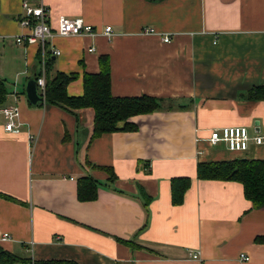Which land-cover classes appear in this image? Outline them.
I'll return each mask as SVG.
<instances>
[{
  "label": "crops",
  "instance_id": "1",
  "mask_svg": "<svg viewBox=\"0 0 264 264\" xmlns=\"http://www.w3.org/2000/svg\"><path fill=\"white\" fill-rule=\"evenodd\" d=\"M23 1L0 0V107L17 103L22 122L8 132L0 113V247L66 264H264V207L238 181L197 176L200 162L264 158V145L241 155L207 139L227 125L264 134V100L248 97L264 85V0H25L47 7L53 28L65 15L97 31L47 38L61 53L47 59L45 80L73 73L66 92L82 95L84 73L98 72L103 56L113 96L159 100L161 109L129 118L135 130L92 139V108L28 103L25 83L42 71L38 46L15 42L27 32ZM85 174L98 189L82 201ZM174 178L189 179L181 204L172 202Z\"/></svg>",
  "mask_w": 264,
  "mask_h": 264
},
{
  "label": "trees",
  "instance_id": "2",
  "mask_svg": "<svg viewBox=\"0 0 264 264\" xmlns=\"http://www.w3.org/2000/svg\"><path fill=\"white\" fill-rule=\"evenodd\" d=\"M50 59V58H49ZM48 59V60H49ZM100 68L96 73H84L82 95H68L67 84L75 77L56 71L53 76H46L44 100L48 104L62 107L70 112L82 107L93 109V125L91 139L104 133L117 130H135L129 118L136 114L149 113L161 109L159 100L148 95L132 97H115L111 94L110 69L106 57H100ZM6 88L0 80V103L4 100ZM253 100H264V85L256 86L248 91ZM41 105V104H40ZM90 165V164H89ZM113 180L115 174L110 167H104ZM197 176L201 179L234 180L243 186L245 198L252 202L253 207H264V158L235 157L231 160L216 162H200L197 165ZM189 187L188 178H174L171 181L173 204H181L183 194ZM98 182L85 174L78 178L77 197L92 200L97 196ZM117 191V189H114ZM143 206L148 210L149 196L141 193ZM133 245L130 241H127ZM65 264L64 260H31L15 255L0 247V264Z\"/></svg>",
  "mask_w": 264,
  "mask_h": 264
},
{
  "label": "built area",
  "instance_id": "3",
  "mask_svg": "<svg viewBox=\"0 0 264 264\" xmlns=\"http://www.w3.org/2000/svg\"><path fill=\"white\" fill-rule=\"evenodd\" d=\"M22 8L24 14L19 17L18 23L22 28L27 29V32L20 33L15 37L17 44H23L25 46L36 44L38 46V63L42 71L41 76L35 77L36 86L38 93L44 97L45 93V66L46 61L50 55H60V50L54 46L47 45V38L53 34L61 36L67 35H84V36H95L97 34L96 29L93 25L86 23L83 18L75 17L70 18L65 15L58 17L56 27H51L48 17V9L43 4L31 5L27 1H23ZM144 33L153 32L152 28H146L143 30ZM102 33L106 36L112 34L110 25H105ZM163 42L168 43L171 38L168 35H164L161 39ZM93 46L88 47V51H93ZM0 113L4 117V129L8 132H18L22 125L19 120V107L15 103L10 106L0 107ZM208 143L210 145H217L224 143L227 149L231 152L245 155L250 149L251 145L259 146L264 145V134L255 133L250 134L248 128L244 125H227L219 128H215L210 131L208 136ZM201 153V152H199ZM9 234L4 233L2 239H8ZM193 253L192 256H196L198 253ZM239 259L241 261H247L249 256L246 253H239ZM33 262L31 261V263Z\"/></svg>",
  "mask_w": 264,
  "mask_h": 264
},
{
  "label": "water",
  "instance_id": "4",
  "mask_svg": "<svg viewBox=\"0 0 264 264\" xmlns=\"http://www.w3.org/2000/svg\"><path fill=\"white\" fill-rule=\"evenodd\" d=\"M24 92L30 105L38 106L44 102V98L37 91L36 81L34 78H29L26 81Z\"/></svg>",
  "mask_w": 264,
  "mask_h": 264
},
{
  "label": "rangeland",
  "instance_id": "5",
  "mask_svg": "<svg viewBox=\"0 0 264 264\" xmlns=\"http://www.w3.org/2000/svg\"><path fill=\"white\" fill-rule=\"evenodd\" d=\"M18 89V88H17ZM239 157H242V156H239ZM243 157H248V156H243ZM66 264V263H65Z\"/></svg>",
  "mask_w": 264,
  "mask_h": 264
}]
</instances>
